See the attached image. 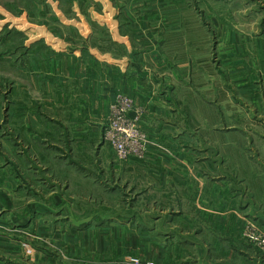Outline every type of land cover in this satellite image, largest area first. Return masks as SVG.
Segmentation results:
<instances>
[{"label": "crops", "instance_id": "0c3cea01", "mask_svg": "<svg viewBox=\"0 0 264 264\" xmlns=\"http://www.w3.org/2000/svg\"><path fill=\"white\" fill-rule=\"evenodd\" d=\"M150 42L153 50L137 57L136 69L132 57L123 61L77 51L59 57L62 117L52 125L45 113L27 114L26 124L14 125L18 148L0 152V264H128L126 258L135 255L155 264H264V40L235 37L218 45V123L202 127L218 126L219 134L202 137L174 133L180 126L184 131L196 126L192 116L181 117L179 111L191 110L185 98L191 105L199 96L181 89L182 77L168 70L174 62L160 54L157 40ZM196 62L193 53L187 55L190 76ZM37 82L32 80L33 86ZM119 96L132 100L127 115L149 140L210 143L218 166L195 165L188 150L171 157L149 150L141 161L118 162L113 156L106 161V175L111 190L122 192L116 202L121 210L102 218L84 216L89 208L61 192H79L81 180L91 177L90 171L97 174L94 159L102 153L75 149L97 147ZM134 106L140 107L139 117ZM52 136L68 150L57 146L61 151L52 156ZM21 145L27 150L19 151ZM177 154L185 165L177 164ZM52 157L58 160L54 168ZM82 157L90 159L89 175L78 162ZM52 169L63 181L72 171L71 183L55 184ZM196 189L211 194L195 198ZM246 226L252 232L244 233Z\"/></svg>", "mask_w": 264, "mask_h": 264}, {"label": "rangeland", "instance_id": "374dc122", "mask_svg": "<svg viewBox=\"0 0 264 264\" xmlns=\"http://www.w3.org/2000/svg\"><path fill=\"white\" fill-rule=\"evenodd\" d=\"M235 37L264 40V0H0V152L7 154L16 149L14 125L17 121L26 124L27 114L33 116L35 113H45L52 125L62 117L59 116V102L62 99L58 81L59 57L69 58L76 51V54L85 56L94 54L100 57L99 55L109 54L123 61L132 57L131 63L136 69L139 68L137 57L153 50L150 39L157 40L160 54L167 58V61L174 62L168 70L173 69L182 77V84H179L182 85L181 89L184 92L194 90L195 97L197 93L200 98L191 105L185 98L183 102L190 106L191 110L179 111L181 117L186 116L185 114L192 116L196 126L187 127V131L180 126L176 131L173 130L174 133L199 137H202V134L218 135V126L202 127V124L218 123L221 91L217 71L218 45ZM161 41L163 43L159 46ZM124 42H130L131 46L130 43ZM221 46H224V43ZM192 53L194 59L199 62L193 63L191 72L189 71L190 76L186 58ZM165 65L164 63V71ZM101 70L105 69L99 67V71ZM138 72L141 73L140 70ZM37 79L39 82L33 86L32 80L36 82ZM66 99L70 104L69 95ZM139 108H133L137 117L140 114ZM134 120L145 140L144 152L140 151L143 153L141 157L118 158L112 146L104 140L106 126L97 147H88L85 144L75 149V145H72L75 150L102 153L99 158L94 159L98 165L95 170L97 174L90 171L91 177L87 176L81 180V191L61 192L67 199L78 197L76 200L82 202L83 210L89 208L88 211H83L84 216L97 215L102 218L121 210V207L116 206V202L123 198L122 192L116 188L111 190L112 179L106 175V161H111L113 156L118 162L130 159L141 161L149 150L164 152L170 157L177 151L188 150L195 156V165L205 166L206 163L211 164V167L218 166L219 160L214 150L210 149L212 144L202 141L152 142L136 119ZM183 120L180 118L178 121L183 124ZM57 146L68 150V144L56 142L52 136V142L49 144L52 156L60 153L61 150H58ZM26 150V145L19 147V151ZM178 156L177 154L175 159L177 164L185 165V158ZM57 161L52 157L53 168L56 167ZM78 162L86 167L83 174L89 175L90 159L82 157L78 158ZM66 173L64 181L58 180L57 171L52 169L51 180L62 186L70 184L72 171L68 169ZM89 178L92 181H89ZM205 194H211V190H195V198H204ZM252 230L251 226L244 227V233H250ZM117 232L118 239L126 245L127 240L122 239L126 236L124 232ZM252 240L259 243L256 237ZM106 257L108 255L104 256V261H109ZM132 257L150 261L135 255L128 256L126 263L128 258Z\"/></svg>", "mask_w": 264, "mask_h": 264}, {"label": "built area", "instance_id": "2783aa9c", "mask_svg": "<svg viewBox=\"0 0 264 264\" xmlns=\"http://www.w3.org/2000/svg\"><path fill=\"white\" fill-rule=\"evenodd\" d=\"M132 100L118 97L117 103L111 108V115L104 131V140L112 146L118 158L126 159L130 156L141 157L145 142L143 135L135 125V120L128 117L127 108ZM128 264H155L151 261H142L138 257L128 258Z\"/></svg>", "mask_w": 264, "mask_h": 264}]
</instances>
